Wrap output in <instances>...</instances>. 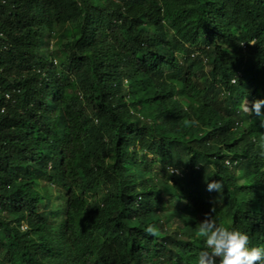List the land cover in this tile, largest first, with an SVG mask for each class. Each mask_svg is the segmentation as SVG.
<instances>
[{"label": "trees", "instance_id": "16d2710c", "mask_svg": "<svg viewBox=\"0 0 264 264\" xmlns=\"http://www.w3.org/2000/svg\"><path fill=\"white\" fill-rule=\"evenodd\" d=\"M0 33V264H197L206 215L264 247V0H0Z\"/></svg>", "mask_w": 264, "mask_h": 264}, {"label": "clouds", "instance_id": "9594fccd", "mask_svg": "<svg viewBox=\"0 0 264 264\" xmlns=\"http://www.w3.org/2000/svg\"><path fill=\"white\" fill-rule=\"evenodd\" d=\"M232 83L234 81L232 80ZM264 99L256 100L251 108L245 107V111L257 117L260 125L264 127ZM243 122L237 120L235 126H242ZM228 162V163H227ZM227 166H234L236 162L225 161ZM166 170L170 173L172 169ZM179 174V172L174 173ZM222 183L218 180L207 183L206 191L220 193ZM20 229L24 231L25 225ZM146 231L154 232V228L149 226ZM198 235L203 238L205 249L199 253L197 264H264V247L250 246V239L247 233L234 228L221 226L211 215H206L205 219L198 224Z\"/></svg>", "mask_w": 264, "mask_h": 264}, {"label": "rangeland", "instance_id": "374dc122", "mask_svg": "<svg viewBox=\"0 0 264 264\" xmlns=\"http://www.w3.org/2000/svg\"><path fill=\"white\" fill-rule=\"evenodd\" d=\"M55 38L54 36H50L48 38H46L45 40V47L43 48V53L45 54H48L49 52H51L52 48H53V45L55 43ZM244 107H246V102L244 104ZM155 168V167H153ZM152 168V170H153ZM179 165L178 166H173L171 165L170 168H168L169 170L172 169V172L174 173H177L179 172ZM171 172V171H170ZM42 184L40 190H41V193L43 194L44 197H48L49 198V207L50 209L52 210V212L57 213V216L55 217V219H57L59 221L60 219V216L62 214V210H63V207H64V199H63V193L58 191L56 188L54 187H51V188H48V184L46 181L40 183ZM168 197V196H167ZM164 201H166V197L163 199ZM170 199L167 200L164 204H163V207H167V205H170ZM42 209V207H41ZM181 208H178V210H180ZM163 210V209H162ZM179 218L177 217H172V221L171 223L169 224V226H173L175 227V225H178L180 224L179 222Z\"/></svg>", "mask_w": 264, "mask_h": 264}, {"label": "built area", "instance_id": "2783aa9c", "mask_svg": "<svg viewBox=\"0 0 264 264\" xmlns=\"http://www.w3.org/2000/svg\"><path fill=\"white\" fill-rule=\"evenodd\" d=\"M3 36H4L3 33H0V38H3ZM6 97H8V96L6 95Z\"/></svg>", "mask_w": 264, "mask_h": 264}]
</instances>
